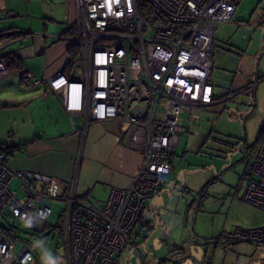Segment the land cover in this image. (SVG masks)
I'll list each match as a JSON object with an SVG mask.
<instances>
[{"label":"built area","instance_id":"2783aa9c","mask_svg":"<svg viewBox=\"0 0 264 264\" xmlns=\"http://www.w3.org/2000/svg\"><path fill=\"white\" fill-rule=\"evenodd\" d=\"M75 1L72 33L62 38L78 48L83 77L69 81L57 73L45 82L67 112H84L86 121L123 123L126 144L142 161L130 186L111 190L101 209L73 193L63 200L66 263L120 264L122 252H136L131 239L145 203L171 178L185 132L182 112L214 104L212 40L239 0ZM6 75L0 62V80ZM23 78L33 77L24 72ZM134 107L140 108L135 115ZM14 181L17 189L11 188ZM61 187L52 177L11 171L0 151V264H41L14 233L19 223L42 233ZM242 200L264 212V145L249 166ZM233 238L262 246L264 227L236 228ZM165 264L197 263L186 257Z\"/></svg>","mask_w":264,"mask_h":264},{"label":"rangeland","instance_id":"374dc122","mask_svg":"<svg viewBox=\"0 0 264 264\" xmlns=\"http://www.w3.org/2000/svg\"><path fill=\"white\" fill-rule=\"evenodd\" d=\"M224 26L241 54L237 74L213 76L216 94L224 95L234 79L243 89L212 106L184 110L188 124L177 143V180L166 182L161 195L145 203L131 239L136 252H122L120 264H165L179 251L190 257L194 244L204 251L197 264H264V245L233 238L236 228L264 227V212L242 200L245 173L264 126V0H240ZM75 74L82 79L81 68ZM11 188L17 189L16 181ZM64 210V202L53 204L42 233L31 232L25 223L15 232L41 264H67Z\"/></svg>","mask_w":264,"mask_h":264},{"label":"crops","instance_id":"0c3cea01","mask_svg":"<svg viewBox=\"0 0 264 264\" xmlns=\"http://www.w3.org/2000/svg\"><path fill=\"white\" fill-rule=\"evenodd\" d=\"M75 17V0H0V62L6 55L20 61L19 70L6 69L7 75L0 80V147L11 151L6 155L11 171L55 178L62 184L60 201L73 193L101 209L111 190L130 186L142 157L127 146L123 123L86 121L84 112H67L45 82L57 73L80 81L75 72L82 67L78 58L69 64L71 45L62 38L72 33ZM227 24L217 25L212 40L214 103L243 89L234 79L227 83L224 95L216 94L215 73L234 76L239 70L241 52L233 46ZM24 72L33 78L24 79ZM176 156L166 186L177 180Z\"/></svg>","mask_w":264,"mask_h":264},{"label":"trees","instance_id":"16d2710c","mask_svg":"<svg viewBox=\"0 0 264 264\" xmlns=\"http://www.w3.org/2000/svg\"><path fill=\"white\" fill-rule=\"evenodd\" d=\"M239 1H238V3H239ZM69 53H70V57H71L69 64L76 63V60L79 56L78 48L75 45H71V47L69 48ZM1 62L5 65L7 70H19V68H20L19 59H17L13 55H6V56L2 57ZM227 96L228 95H226L225 97H227ZM260 145H264V126H262L260 133H259V137L257 139V146L259 147ZM0 151H2L5 155H8L11 153L10 150L5 149V148H1V147H0ZM248 173H249V170H248L246 175H248ZM62 236L64 239V231L62 232ZM171 257H172L171 259H182V258H186L187 256H185L184 253H177V254L173 253Z\"/></svg>","mask_w":264,"mask_h":264},{"label":"water","instance_id":"95a60500","mask_svg":"<svg viewBox=\"0 0 264 264\" xmlns=\"http://www.w3.org/2000/svg\"><path fill=\"white\" fill-rule=\"evenodd\" d=\"M144 109H145V107L142 108V110H144ZM139 110H140V108L134 107L133 110L131 111V114L135 115ZM189 256H190V258L199 262V261H202V259L204 257V251L202 250V248L200 246H197L194 244L189 248Z\"/></svg>","mask_w":264,"mask_h":264}]
</instances>
